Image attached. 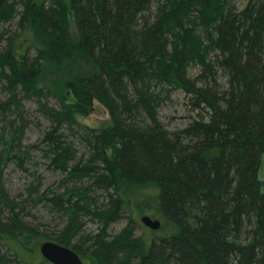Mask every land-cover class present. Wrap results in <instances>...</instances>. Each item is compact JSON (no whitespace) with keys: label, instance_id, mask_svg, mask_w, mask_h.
Masks as SVG:
<instances>
[{"label":"trees","instance_id":"1","mask_svg":"<svg viewBox=\"0 0 264 264\" xmlns=\"http://www.w3.org/2000/svg\"><path fill=\"white\" fill-rule=\"evenodd\" d=\"M154 1L1 5L0 264H51L38 250L46 240L78 255L88 243L92 264H264V0H156L152 12ZM56 69L60 81L48 78ZM175 92L189 115L167 130L158 108ZM25 100L50 121L29 146ZM94 101L105 126L78 120ZM33 150L63 174L58 188L28 187L66 219L50 239L3 187L5 167L25 170ZM134 207L160 221L150 238L135 237ZM84 218L95 234L80 236Z\"/></svg>","mask_w":264,"mask_h":264},{"label":"rangeland","instance_id":"2","mask_svg":"<svg viewBox=\"0 0 264 264\" xmlns=\"http://www.w3.org/2000/svg\"><path fill=\"white\" fill-rule=\"evenodd\" d=\"M241 4L242 3L238 2V6H241ZM156 6L157 1L155 0L150 7L152 12L155 11ZM17 19L18 18H16L9 25H6V27H8L12 32L15 31ZM57 70L58 69L53 72L52 76L51 74L49 75L48 78L50 80L56 81L55 79L56 77H58L57 81H60L58 80L59 77L61 78L67 75V72H59ZM57 89L58 93L64 95L68 101L72 100L71 96L62 89V86H58ZM5 98L6 93L4 92L3 85L0 82V100H3ZM183 101V94L181 92H175L172 94V100L170 102L164 103L158 108V119L167 130L182 128L187 123L186 116H188L189 114L186 110V107L183 105ZM49 104L55 106L53 100H50ZM23 117L27 122V128L23 136L22 144L24 146H29L31 144L38 143L43 131L49 128L50 121L37 111V105L33 100L24 101ZM78 120L91 127H101L108 124L109 114L101 104L94 101L89 114L85 117H79ZM37 146H39V144ZM79 150L80 152L82 151L81 147H79ZM32 156L33 161L25 165V170H22L14 164L7 165L5 167L3 187L5 192L11 199L23 203L24 208L22 210L21 216L25 223L36 229L37 232L50 239L61 231L66 223V219L60 213L52 209H47L44 206L33 204L28 196V187L31 184L35 185L38 187L40 193L48 187L58 188L63 178V174L51 172L47 168L45 160L40 156V153L33 150ZM258 177L260 180L264 179V156L261 158ZM132 197L134 196L132 195ZM134 209L131 213V217L139 222V218L142 215L140 216L141 213L137 207H134ZM152 218L154 219L156 217ZM82 222L83 225L80 236L88 234L93 235L99 229V224L97 222L91 221L89 218H84ZM125 226L126 220L121 219L108 227L107 235H109V237L111 238L117 235ZM134 235L135 237L142 236L146 239L151 237L150 231L143 225L136 229ZM78 238L79 237H77V239ZM78 244H80L79 247L82 252L79 257L83 255V258H81L83 264H92L91 260L86 256L90 251V245H88V243Z\"/></svg>","mask_w":264,"mask_h":264},{"label":"water","instance_id":"3","mask_svg":"<svg viewBox=\"0 0 264 264\" xmlns=\"http://www.w3.org/2000/svg\"><path fill=\"white\" fill-rule=\"evenodd\" d=\"M6 0H0V7ZM140 221L146 227L157 230L160 221L147 215H142ZM40 255L51 264H83L79 255L70 248L64 247L53 241H43L38 247Z\"/></svg>","mask_w":264,"mask_h":264},{"label":"bare ground","instance_id":"4","mask_svg":"<svg viewBox=\"0 0 264 264\" xmlns=\"http://www.w3.org/2000/svg\"><path fill=\"white\" fill-rule=\"evenodd\" d=\"M139 222L141 223V221H140V218H139ZM142 224V223H141ZM143 225V224H142ZM143 226H145V225H143ZM146 227V226H145ZM148 228V227H147ZM150 229V228H149ZM152 230V229H151ZM158 230H159V228H158Z\"/></svg>","mask_w":264,"mask_h":264}]
</instances>
